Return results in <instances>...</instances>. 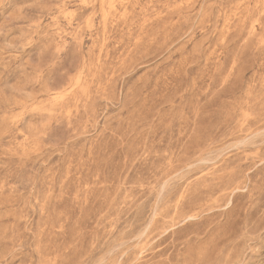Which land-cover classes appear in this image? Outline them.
Masks as SVG:
<instances>
[{
  "label": "rangeland",
  "instance_id": "1",
  "mask_svg": "<svg viewBox=\"0 0 264 264\" xmlns=\"http://www.w3.org/2000/svg\"><path fill=\"white\" fill-rule=\"evenodd\" d=\"M0 264H264V0H0Z\"/></svg>",
  "mask_w": 264,
  "mask_h": 264
}]
</instances>
